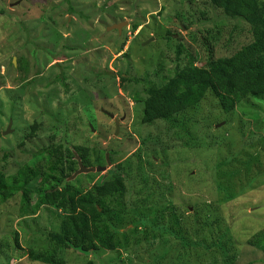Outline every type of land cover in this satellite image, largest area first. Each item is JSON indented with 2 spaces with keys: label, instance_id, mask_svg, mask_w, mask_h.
Instances as JSON below:
<instances>
[{
  "label": "rangeland",
  "instance_id": "1",
  "mask_svg": "<svg viewBox=\"0 0 264 264\" xmlns=\"http://www.w3.org/2000/svg\"><path fill=\"white\" fill-rule=\"evenodd\" d=\"M258 2L264 7V0ZM2 7L11 16L0 15V171L12 176L36 152L59 143L75 158L79 153L74 148L88 149L86 168L96 167V157L105 151L100 167L122 164L128 205L148 207L157 224L153 231L149 227L145 234L129 235L125 245L119 240L124 249L84 255L62 250L58 255L64 264H224L219 251L221 256L202 248L206 243L201 240L211 239L205 219L218 221L213 232L226 230L227 250L237 254L234 264H264V255L247 244L264 229V104L247 100L223 115L206 96L173 123L145 126L143 105L131 100L144 99L147 86L161 87L187 60L201 67L210 57H230L251 42L247 25L226 19L207 0H0V11ZM117 24H122L120 35L108 30ZM132 24L139 26L133 34ZM166 34L170 40L162 39ZM123 39L125 48L117 55ZM105 69L115 79L93 74ZM61 73L64 77L56 81ZM118 73L144 82L116 89ZM257 112L261 118L251 120ZM106 114L117 120L118 131ZM249 132L256 135L252 140ZM191 148H197L208 170L218 165L219 170L211 177L216 191L204 176V186L193 187L200 195L187 200L181 191L190 187L188 177L182 173L181 187L176 188L179 176L174 172L181 162L193 167ZM194 168L190 171L196 178ZM104 172L73 173L66 181L90 185ZM228 193L235 197L222 204ZM19 205V196L0 205V264H41L31 262L27 253L49 248L46 233L58 232L60 219L53 217L46 226L44 210L30 220H18ZM161 226L174 234L164 235ZM193 227L202 236V246L182 251L175 234L191 242Z\"/></svg>",
  "mask_w": 264,
  "mask_h": 264
},
{
  "label": "trees",
  "instance_id": "2",
  "mask_svg": "<svg viewBox=\"0 0 264 264\" xmlns=\"http://www.w3.org/2000/svg\"><path fill=\"white\" fill-rule=\"evenodd\" d=\"M207 1L213 8L221 10L223 17L226 19L240 20L247 25L252 34L251 42L242 46L230 57L216 60L210 57L201 67H192L191 62L187 60L188 63L186 62L182 67L176 68L175 75L161 87L151 88L147 86L144 99L139 97L131 99L133 104L143 105L141 124L150 126L155 121L173 123L177 116L197 107L206 96H210L216 101L223 115L230 114L237 106L244 104L247 100L264 104V7L260 6V8L258 6V0ZM0 15L11 16L5 12L3 7ZM175 15L176 18H179L177 12ZM138 27V24H132L130 27L131 34ZM169 35L166 34L162 39L170 40V38L168 39ZM26 42L30 43V40L27 39ZM125 43L126 39H123L121 48H118L116 54L122 51ZM66 48L72 50L69 47ZM178 49L179 46H176L177 61L180 53ZM126 55H128V50L124 53V56ZM51 57L55 58L57 56L53 55ZM191 58L195 64V58ZM24 64L21 63V65ZM22 67L24 70L27 68L25 65ZM93 74L96 77L110 74L108 77L115 79V75L107 69L98 74ZM59 77L56 81L61 80L64 75L61 73ZM143 82L144 78L138 80L118 73L116 89L119 86L121 90L125 91L128 89L129 84L136 86ZM261 115L260 112H257L250 115V119L257 121L261 118ZM263 122L264 118L262 119ZM247 136L248 139L252 140L256 135L249 132ZM242 137H245V135H242ZM64 147V144L59 143L36 152L33 157L34 160L23 165L12 176L8 177L3 171H0V205L19 196L18 220H30L44 210L46 211L44 214L46 226L50 224L51 218L57 217L60 219L58 232L46 233L49 248L43 252L28 251L27 256L31 262L64 264V261L58 255L62 250H72L84 255L99 249L104 251L124 249L119 240L125 245L129 241V235H136L139 231L145 234L149 227L152 231L155 229L157 224L153 225L155 218L151 209L143 206L130 208L128 205L126 178L122 171V164L109 169L105 175L100 177L97 183H91L90 185L84 183L75 186L72 182H67L66 179L77 171V163L74 160L73 152ZM190 150L195 151V154H193L195 157V162L192 163L193 167L191 168L186 162H181L174 172L175 177L179 176L180 179L176 180V188L181 187V184L178 183L183 178L182 173L188 177V183H190L188 186L190 187H184L181 191V194L187 200L200 195L201 190L193 187L196 184L204 186V176L211 184L213 183L211 177L216 170H219V165L215 169L208 170L207 164L200 162V153L197 148H191ZM65 152L68 154H65ZM74 152L79 153L78 158L84 167L89 165L87 161L88 149L74 148ZM105 153L104 151L103 154H100V157H96L95 165L105 164L103 158ZM190 154L192 155V153ZM209 161H212V158ZM195 166L198 168L199 173L196 178L193 177L196 176V173L191 175V171L195 172L196 170ZM92 176L87 175L89 179ZM34 184L36 185L35 188H33ZM176 188L175 190H177ZM215 188L216 184L214 182L210 189L216 191ZM234 197L232 193H228L224 196L222 204L232 201ZM126 214H130L132 219L127 220ZM150 217H153V219H150ZM32 220V222H35L34 219ZM179 222L180 219L175 218V223ZM216 222L218 221L205 219L204 226L208 228L211 235L210 242H206V239L201 240L205 241V247L199 241L202 236L197 235V227H193L195 231L193 241L196 242L184 239L182 234H175V236H178L182 242V251H189L192 248L202 246L205 250L209 249L213 254H219L217 252L219 251L222 255L219 254L222 257V263L234 264L232 261L235 257L237 258V254L235 255L231 249L227 250L228 241H225L226 238L224 237L226 230L222 233H219L218 230L213 232V228L217 226ZM158 228L164 235L167 233L169 235L174 234L164 226ZM151 235L155 237L153 233ZM208 242L209 245H207ZM14 243L20 251L16 237ZM247 244L264 255V229L257 230ZM86 264L93 263L89 261Z\"/></svg>",
  "mask_w": 264,
  "mask_h": 264
},
{
  "label": "water",
  "instance_id": "3",
  "mask_svg": "<svg viewBox=\"0 0 264 264\" xmlns=\"http://www.w3.org/2000/svg\"><path fill=\"white\" fill-rule=\"evenodd\" d=\"M121 27H122V24H117V25H113L112 27H110L108 30H114V31H117L118 34H120L121 32ZM116 125V131H118V123L116 122L115 123ZM9 133V129H7V131L4 133V134H7ZM107 158V156H106ZM76 161H77V171H75V173L73 174L74 177L80 175V174H91V173H94V172H104L106 169L105 168H101V167H97V168H94V167H90V168H86L84 167L80 160L78 158H75ZM107 165L109 166V163L107 162Z\"/></svg>",
  "mask_w": 264,
  "mask_h": 264
},
{
  "label": "clouds",
  "instance_id": "4",
  "mask_svg": "<svg viewBox=\"0 0 264 264\" xmlns=\"http://www.w3.org/2000/svg\"><path fill=\"white\" fill-rule=\"evenodd\" d=\"M137 31V29L133 32V33H135ZM117 32V31H116ZM118 33V32H117ZM131 33V32H130ZM120 35V34H119ZM136 37V36H135ZM126 42H127V40H126ZM125 45H126V43H125ZM124 48H125V46H124ZM123 48V49H124ZM123 52V51H122ZM122 52H120V53H122ZM119 53V54H120ZM126 53V52H125ZM118 55V54H117ZM124 55V54H123ZM14 62V61H13ZM11 66H13L12 65V63H11ZM20 69H21V65H20ZM112 72V71H111ZM108 117H109V119L111 120V119H113V115H109V114H106ZM116 122H117V120H116ZM115 122V123H116ZM118 123V122H117ZM119 125V124H118ZM105 141H107V139H104ZM107 156V162L109 163V161H108V155H106ZM74 160L76 161V159H75V157H74ZM80 160V159H79ZM76 163H77V161H76ZM110 165V164H109ZM97 167H100V166H96V167H94V168H97ZM106 167H109L107 164H106ZM101 168H105V167H101ZM77 169H78V167H77ZM109 170V169H108ZM108 170H105V172H107ZM104 172V173H105ZM105 175V174H104Z\"/></svg>",
  "mask_w": 264,
  "mask_h": 264
},
{
  "label": "flooded vegetation",
  "instance_id": "5",
  "mask_svg": "<svg viewBox=\"0 0 264 264\" xmlns=\"http://www.w3.org/2000/svg\"><path fill=\"white\" fill-rule=\"evenodd\" d=\"M111 120H113V119H111ZM121 120V119H120ZM113 122H116V120H113Z\"/></svg>",
  "mask_w": 264,
  "mask_h": 264
}]
</instances>
